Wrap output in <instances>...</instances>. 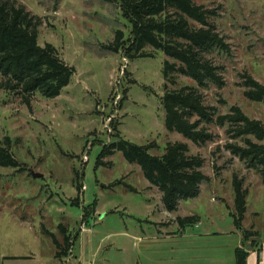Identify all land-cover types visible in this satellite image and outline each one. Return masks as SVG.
I'll return each mask as SVG.
<instances>
[{"label": "rangeland", "instance_id": "1", "mask_svg": "<svg viewBox=\"0 0 264 264\" xmlns=\"http://www.w3.org/2000/svg\"><path fill=\"white\" fill-rule=\"evenodd\" d=\"M15 1L42 20L39 45L54 46L77 73L59 98L37 95L30 107L0 89V141H12L21 163L0 167V264H236L243 245L233 218L236 178L246 192L243 229L260 236L248 264H264V180L231 152L244 142L217 123L232 108L264 122V103L247 99L243 84L249 76L264 85V0H196L228 45L212 58L225 87L204 89L180 76L167 91L190 87L202 98L215 120L201 124L211 137L204 145L166 128L164 54L130 59L106 50L119 33L126 41L131 35L113 0ZM118 133L140 147L155 143L157 157L169 144L188 145L205 162L200 195L169 213L161 191L122 153L99 164ZM187 218L199 222L183 229L179 220ZM77 236L61 261L56 243L64 248L66 237Z\"/></svg>", "mask_w": 264, "mask_h": 264}, {"label": "trees", "instance_id": "2", "mask_svg": "<svg viewBox=\"0 0 264 264\" xmlns=\"http://www.w3.org/2000/svg\"><path fill=\"white\" fill-rule=\"evenodd\" d=\"M105 1L112 3L111 0ZM113 2L120 6L123 17L131 25V35L126 41L124 34L119 33L116 42L106 50L122 53L130 59H154L157 53L164 54L170 60L164 67L166 128L197 145L206 144L211 137L207 130L200 129L201 124L204 121L213 123L215 120L208 108L203 106L202 98L194 88L167 89L169 85L176 87L180 76L189 78L204 89L211 85L219 89L225 87L223 68L216 66L212 58L217 53L227 54L228 45L211 23L212 12L199 6L196 0ZM41 26L42 20L17 1L0 0V89L20 98L29 107L37 95L46 100L59 98L77 73L62 59L54 46L39 45ZM148 49L153 52H147ZM243 79L248 89L246 98L264 103V85L249 76ZM217 123L223 128L228 127L232 140L244 142V147L231 146V152L264 180V122L251 120L241 109L232 108L230 114L220 116ZM118 136L116 143L104 147L99 164L106 157L122 153L130 164L141 167L152 187L161 191L163 204L169 213L177 212L182 201L200 195L201 184L208 181L202 172L205 162L199 157L190 156L188 145L169 144L165 155L157 157L151 155L152 151L158 149L155 143L140 147L123 140L120 134ZM0 167L12 170L21 168V163L12 152L9 138L0 141ZM234 187L238 215L233 218L243 238L242 248L236 251V264H248L249 252L253 248H261L252 240L260 236L257 232L254 235L243 229L247 212L246 192L237 178ZM128 189L136 193L129 186ZM198 222V218L179 220L183 229ZM77 239L78 236L75 240L66 237L64 248L56 243L58 257L67 256ZM250 241L251 248L247 250L246 245Z\"/></svg>", "mask_w": 264, "mask_h": 264}, {"label": "crops", "instance_id": "3", "mask_svg": "<svg viewBox=\"0 0 264 264\" xmlns=\"http://www.w3.org/2000/svg\"><path fill=\"white\" fill-rule=\"evenodd\" d=\"M151 189H155V188H151ZM150 189V190H151ZM58 256V255H57ZM59 258V257H58ZM29 259V258H28ZM61 261H63L64 259L66 260V256L65 257H62V258H59ZM18 259L17 258H13L12 261H17ZM64 263V262H63Z\"/></svg>", "mask_w": 264, "mask_h": 264}, {"label": "water", "instance_id": "4", "mask_svg": "<svg viewBox=\"0 0 264 264\" xmlns=\"http://www.w3.org/2000/svg\"><path fill=\"white\" fill-rule=\"evenodd\" d=\"M35 178H36V179H39V178H41V176H37V175H36Z\"/></svg>", "mask_w": 264, "mask_h": 264}]
</instances>
